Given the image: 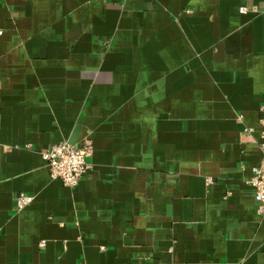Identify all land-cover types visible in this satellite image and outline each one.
<instances>
[{"label":"crops","instance_id":"crops-1","mask_svg":"<svg viewBox=\"0 0 264 264\" xmlns=\"http://www.w3.org/2000/svg\"><path fill=\"white\" fill-rule=\"evenodd\" d=\"M262 119L264 0H0V264H264Z\"/></svg>","mask_w":264,"mask_h":264},{"label":"built area","instance_id":"built-area-1","mask_svg":"<svg viewBox=\"0 0 264 264\" xmlns=\"http://www.w3.org/2000/svg\"><path fill=\"white\" fill-rule=\"evenodd\" d=\"M249 8L242 6L241 13L248 12ZM264 124V119H262ZM252 128L248 130L251 132ZM260 148L262 151L261 162L253 168V176L249 183L255 188V199L258 202V211L264 214V130L261 132ZM94 154V143L90 136H87L80 143H72L69 140H62L48 147L42 152L43 158L47 161L51 178L61 180L64 185L75 188L83 177L91 170L90 158ZM35 196L27 193H20L16 198L17 210L29 206Z\"/></svg>","mask_w":264,"mask_h":264}]
</instances>
